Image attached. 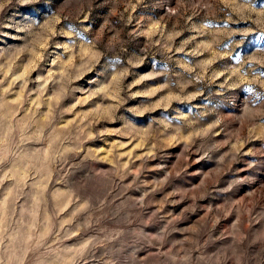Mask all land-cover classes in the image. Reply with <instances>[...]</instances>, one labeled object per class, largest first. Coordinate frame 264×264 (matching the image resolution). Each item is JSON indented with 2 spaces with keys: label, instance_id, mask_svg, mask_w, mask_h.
<instances>
[{
  "label": "rangeland",
  "instance_id": "rangeland-1",
  "mask_svg": "<svg viewBox=\"0 0 264 264\" xmlns=\"http://www.w3.org/2000/svg\"><path fill=\"white\" fill-rule=\"evenodd\" d=\"M0 264H264V0H0Z\"/></svg>",
  "mask_w": 264,
  "mask_h": 264
}]
</instances>
